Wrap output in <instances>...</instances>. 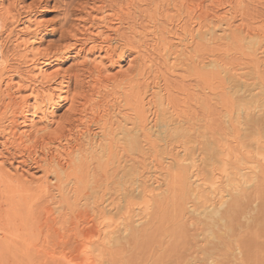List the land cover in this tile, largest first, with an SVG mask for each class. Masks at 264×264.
I'll list each match as a JSON object with an SVG mask.
<instances>
[{
	"label": "bare ground",
	"instance_id": "obj_1",
	"mask_svg": "<svg viewBox=\"0 0 264 264\" xmlns=\"http://www.w3.org/2000/svg\"><path fill=\"white\" fill-rule=\"evenodd\" d=\"M244 1L82 0L50 55L41 15L0 0V264H264V26L235 20Z\"/></svg>",
	"mask_w": 264,
	"mask_h": 264
},
{
	"label": "rangeland",
	"instance_id": "obj_2",
	"mask_svg": "<svg viewBox=\"0 0 264 264\" xmlns=\"http://www.w3.org/2000/svg\"><path fill=\"white\" fill-rule=\"evenodd\" d=\"M15 1H16L15 2V6H16L15 8H17L16 9L17 13L22 12V14H20L21 16H19V18H21V17L24 18V16L26 15V13H25L26 10H23V8H20V5L24 6V9L26 7H27L26 9H28V7L29 8L32 7L33 10L37 11L38 14L41 15L42 21L44 20L43 21V25H44L43 28L44 29L42 31V38L40 40L41 41V47L43 48V50L48 52L50 55L57 54L56 52H59L60 49L63 48L65 41H66L65 39L68 37V35H70L69 31H70V29H72L74 27V25H75L74 22L77 21V18H76L77 12H78L77 7H79V4L81 3L82 0H15ZM245 1H244V8L245 9H243L245 12H242L243 11L242 10L241 11L242 13L241 12L237 13L236 14L237 18H235V20L236 19L238 20L239 17L241 16L240 19H243L244 23H247L246 21H248V23L251 26H255L258 28L261 27V25L264 26V24H263L264 23V0H247L246 2ZM16 3H17V5H16ZM244 18H246L247 20ZM44 22H45V24H44ZM6 26L7 27H5V28H8V29L11 28L9 23ZM12 40H13V37L12 38L7 37L6 33L0 31V65L1 64L3 65V62H4L3 60L6 56H10L9 54L12 55L13 53H11V52H14V46H13L14 44H13ZM62 44H63V46H61ZM59 61L61 63V65H60L61 71L63 70V72L72 73V75H75L77 73L78 69L76 67L77 66L76 62L71 57H64L63 56ZM12 63L15 64L14 61ZM157 63L159 64V65L157 64V66L161 68L162 65L160 64V62L158 61ZM163 70H164V68L162 67L160 69V71L164 72ZM169 74H171V73H167V72L165 73L166 83L167 84L169 83V86H171V88L173 90H175V92L178 91L177 93L181 92V93L186 94V92L189 90V92L187 94H189V96H190V93L193 91V87H195L196 81L193 80V78L190 76L187 77V75L185 73L184 74L186 77L183 76V74L182 75L181 74H171L172 76ZM173 75H175V76H173ZM180 78H182L181 81H180ZM172 79H173V81H171ZM185 79L187 81H185ZM189 79H192V81L190 80L191 81L190 82ZM73 82H74V80H73ZM72 85H74V87L75 86L77 87V83H75V82ZM183 87H185V88H183ZM190 104H192V103L190 102ZM213 108L215 109V106L214 107L210 106L211 112L215 113L213 111L214 110ZM196 109L198 112H201L200 108L199 109L196 108ZM215 111H216V109H215ZM56 116H57V118L62 120V118L67 116L66 109L64 107L58 108V110L56 112ZM214 117H215V115H214ZM13 255H15V256L19 255V256L18 257L16 256L17 258H15V256H13ZM21 257H22L21 254L16 252V251L11 252V255L8 254V258L12 262L17 261L16 263H18V264H23V263L29 264L27 259L23 258V259H25V260H23V259H21ZM10 260H9V262L11 264ZM16 263L13 262L12 264H16Z\"/></svg>",
	"mask_w": 264,
	"mask_h": 264
}]
</instances>
